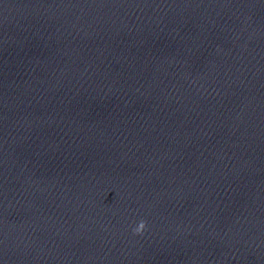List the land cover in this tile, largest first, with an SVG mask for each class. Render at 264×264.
<instances>
[{"label":"clouds","instance_id":"1","mask_svg":"<svg viewBox=\"0 0 264 264\" xmlns=\"http://www.w3.org/2000/svg\"><path fill=\"white\" fill-rule=\"evenodd\" d=\"M146 227V222L141 220L137 226L136 229H134V232L137 233V234H140L143 232V230L145 229Z\"/></svg>","mask_w":264,"mask_h":264}]
</instances>
